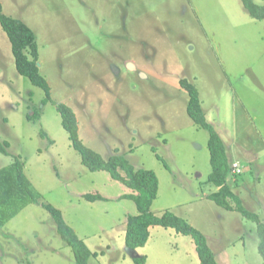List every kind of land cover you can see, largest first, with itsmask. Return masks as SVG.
<instances>
[{
    "label": "rangeland",
    "instance_id": "rangeland-1",
    "mask_svg": "<svg viewBox=\"0 0 264 264\" xmlns=\"http://www.w3.org/2000/svg\"><path fill=\"white\" fill-rule=\"evenodd\" d=\"M0 2L36 34L52 99L74 110L83 142L105 158L120 153L157 173L153 212L171 210L201 230L219 264H264L258 223L207 198L218 189L207 182L210 133L190 117L180 84L186 77L198 89L209 122L241 169L229 184L264 222V20L242 0ZM45 96L17 70L0 23V143H9L8 154L0 150V169L21 157L42 201L61 209L100 252L90 264H137L142 256L144 264H201L193 238L163 226L151 227L145 246L128 248L127 215L138 209L118 197L133 191L82 163ZM36 110L39 118H29ZM92 192L110 200L84 198ZM0 264L77 263L51 214L32 203L0 230Z\"/></svg>",
    "mask_w": 264,
    "mask_h": 264
},
{
    "label": "trees",
    "instance_id": "trees-1",
    "mask_svg": "<svg viewBox=\"0 0 264 264\" xmlns=\"http://www.w3.org/2000/svg\"><path fill=\"white\" fill-rule=\"evenodd\" d=\"M242 3L253 18L264 20V4L256 0H242ZM0 23L11 41L17 70L27 76L34 85L45 90L46 96L42 100L44 105L52 102L51 86L38 65V42L33 29L22 19L5 14L1 2ZM180 84L189 95L187 110L190 117L199 128L206 129L210 133L209 149L212 172L207 182L218 189L208 194L207 198L227 210L238 211L244 218L258 223L259 252L264 259V222L257 213L245 207L242 198L229 184L234 166L224 140L207 118L198 89L186 77L180 79ZM54 103L61 114L63 127L69 134L72 146L81 155L82 163L93 172L107 171L112 179L122 182L133 191L118 197V199L128 198L135 201L138 209V213L127 215L126 244L128 248L137 249L145 246L151 235V227L163 226L172 228L177 233L191 236L201 264H219L206 235L201 230L171 210H166L161 214L152 211L151 207L159 192V178L154 170L137 168L125 155L120 153H114L105 158L87 146L79 135V124L74 110L65 103ZM39 116L40 112L36 110L35 115H29V118H39ZM41 136L48 138L50 143H54L45 130L41 131ZM8 144V142L0 143V150L5 154H8L5 146ZM159 158L163 160L161 156ZM165 165L170 169L168 163L165 162ZM24 166L25 162L17 156L13 164L0 169V230L27 205L41 204L51 214L62 240L72 248L76 263L90 264V258L97 257L100 252L93 251L87 245L67 222L61 209L42 201V195L27 177ZM84 198L92 202L110 200L109 197L99 192L86 193ZM146 260V256L135 257L137 264H144Z\"/></svg>",
    "mask_w": 264,
    "mask_h": 264
},
{
    "label": "built area",
    "instance_id": "built-area-1",
    "mask_svg": "<svg viewBox=\"0 0 264 264\" xmlns=\"http://www.w3.org/2000/svg\"><path fill=\"white\" fill-rule=\"evenodd\" d=\"M240 167H239V165L237 164V165H235V167H234V171L235 172H240Z\"/></svg>",
    "mask_w": 264,
    "mask_h": 264
},
{
    "label": "water",
    "instance_id": "water-1",
    "mask_svg": "<svg viewBox=\"0 0 264 264\" xmlns=\"http://www.w3.org/2000/svg\"><path fill=\"white\" fill-rule=\"evenodd\" d=\"M38 65H40V64L38 63Z\"/></svg>",
    "mask_w": 264,
    "mask_h": 264
}]
</instances>
